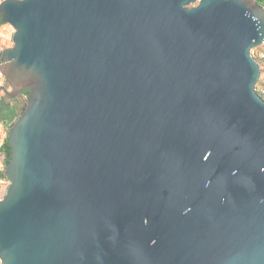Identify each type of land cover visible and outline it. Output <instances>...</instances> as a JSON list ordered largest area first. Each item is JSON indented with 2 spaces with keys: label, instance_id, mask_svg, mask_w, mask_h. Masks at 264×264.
<instances>
[{
  "label": "water",
  "instance_id": "95a60500",
  "mask_svg": "<svg viewBox=\"0 0 264 264\" xmlns=\"http://www.w3.org/2000/svg\"><path fill=\"white\" fill-rule=\"evenodd\" d=\"M0 24V264H264L255 0H4Z\"/></svg>",
  "mask_w": 264,
  "mask_h": 264
},
{
  "label": "built area",
  "instance_id": "2783aa9c",
  "mask_svg": "<svg viewBox=\"0 0 264 264\" xmlns=\"http://www.w3.org/2000/svg\"><path fill=\"white\" fill-rule=\"evenodd\" d=\"M12 33H13V31L9 26L0 24V38L3 37L4 35H7V34H9V38H10L12 36ZM260 47H263V48L261 50L258 48L252 50L251 56L253 58L254 57L257 58L258 60H260L264 64V41H263L262 46H260ZM0 65H1V61H0ZM259 68H260V77H259V81H258L257 85L255 86V93L264 101V65L259 66ZM6 87H7V85H6L5 79L0 74V88H1L0 91L2 90V88H6Z\"/></svg>",
  "mask_w": 264,
  "mask_h": 264
},
{
  "label": "rangeland",
  "instance_id": "374dc122",
  "mask_svg": "<svg viewBox=\"0 0 264 264\" xmlns=\"http://www.w3.org/2000/svg\"><path fill=\"white\" fill-rule=\"evenodd\" d=\"M2 1H4V0H0V3ZM10 47H12L11 38L9 40H7L6 39V36H5L4 39L3 38L0 39V49L3 50V49L10 48ZM262 48L263 47H260L258 49L261 50ZM258 61H259V63L261 62L260 60H258ZM263 65H264L263 62H261V66H263ZM21 107H22L21 104L15 105V107L13 106V109H12L13 115H11V117L9 119L6 118V119L3 120L6 123H3L2 120H0V122L2 123V124H0V129H1V134H2L1 135V139H0L1 142H4L5 141V139L7 137L8 129L13 124V122L16 120L18 114L20 113ZM0 108H2V110H4L3 106L1 105V103H0ZM8 111L10 112V109L7 110V111H5V113L9 115V112ZM7 184H8V182H7Z\"/></svg>",
  "mask_w": 264,
  "mask_h": 264
},
{
  "label": "crops",
  "instance_id": "0c3cea01",
  "mask_svg": "<svg viewBox=\"0 0 264 264\" xmlns=\"http://www.w3.org/2000/svg\"><path fill=\"white\" fill-rule=\"evenodd\" d=\"M5 36H6L7 40H9L11 38V37L9 38V34L4 35L1 38L4 39ZM0 103L3 106V108H4V110H2V108H0V120H2L3 123H6L3 120L6 119V118L9 119L11 117V115H13V113H12L13 107H12L11 104H8L4 100H2L1 94H0ZM9 109H10V112L8 111L9 112V115H8V114L5 113V111H7ZM0 124H2V123L0 122ZM1 135L2 134H1V129H0V139H1ZM2 144H3V142H1V140H0V199L4 196L5 191L7 189V186H8L7 181L5 179L4 171H3V167H4V153L1 151Z\"/></svg>",
  "mask_w": 264,
  "mask_h": 264
},
{
  "label": "trees",
  "instance_id": "16d2710c",
  "mask_svg": "<svg viewBox=\"0 0 264 264\" xmlns=\"http://www.w3.org/2000/svg\"><path fill=\"white\" fill-rule=\"evenodd\" d=\"M255 2L264 9V0H255ZM254 60L257 62V64L259 66H261V62L259 63L257 58L254 57ZM1 151L4 153V165H5L6 162L8 161V157H9V151H8L7 146H6V139L1 146Z\"/></svg>",
  "mask_w": 264,
  "mask_h": 264
},
{
  "label": "flooded vegetation",
  "instance_id": "af4514ba",
  "mask_svg": "<svg viewBox=\"0 0 264 264\" xmlns=\"http://www.w3.org/2000/svg\"><path fill=\"white\" fill-rule=\"evenodd\" d=\"M1 50H2V49H1ZM1 50H0V51H1ZM6 89L8 90L9 93H11V90H10L9 88L6 87ZM0 94H1V98H2V100H4V101H5L6 103H8V104H11L12 107H13V106L15 107V105H18V104H21V106H22V103H21L20 100H18V99L11 100V98H10L9 96L5 95L4 93L0 92ZM25 95H26V94H24V96H25Z\"/></svg>",
  "mask_w": 264,
  "mask_h": 264
}]
</instances>
